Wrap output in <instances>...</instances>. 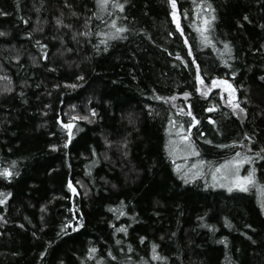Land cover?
<instances>
[{"label": "trees", "instance_id": "1", "mask_svg": "<svg viewBox=\"0 0 264 264\" xmlns=\"http://www.w3.org/2000/svg\"><path fill=\"white\" fill-rule=\"evenodd\" d=\"M118 2L0 0V264H264V0H177L175 18L168 0ZM112 19L123 39L98 35ZM213 78L246 113L202 94ZM181 124L199 153L184 162L206 168L188 183ZM237 151L259 172L247 192L211 181Z\"/></svg>", "mask_w": 264, "mask_h": 264}, {"label": "snow or ice", "instance_id": "2", "mask_svg": "<svg viewBox=\"0 0 264 264\" xmlns=\"http://www.w3.org/2000/svg\"><path fill=\"white\" fill-rule=\"evenodd\" d=\"M168 2L171 5L172 8V15L175 18L176 17V10H177V0H168ZM64 3L67 7L71 8V5L68 3V0H64ZM96 3L98 5V8L100 11H105L107 10L109 4H111V6L113 8H117L120 9L121 11L124 10V4L123 3H119L118 0H96ZM206 7L211 11L214 12L215 10L212 8V5L209 3L206 5ZM0 15H6V13L0 12ZM216 17L214 15H209L204 17L203 20V31L201 33L202 36V41L205 45L208 44H213V47H215L213 41L211 39H209V37L207 35H205L204 33L207 32L208 28L211 27V21L215 20ZM245 20L248 19L247 16L244 17ZM27 22V21H25ZM57 24H63V20L60 18H57L56 20ZM110 27H111V31L109 32H104V33H98V35H103L105 37H110V38H120L123 39L124 37L121 35L122 33H124L126 31V27L125 26H117V20L116 19H112L109 22ZM177 27L179 28V22L177 21ZM5 33L0 32V35H4ZM29 35H31L29 33ZM84 36H88L90 35V32L85 31L83 33ZM187 43V41H185ZM103 43H105V45L107 44V40L103 41ZM224 52H226L229 56L231 55L232 52V48L231 45L228 42H224ZM190 54V53H189ZM177 55H179L177 53ZM17 59H19V57H16ZM227 61H225L226 63ZM198 67V66H197ZM233 75H235V73H232ZM197 79L200 80L201 83H203L202 78L199 76V74L197 75ZM262 79H264V77H262ZM217 82H219L221 85H227L228 82L220 79L219 81H217L216 78L212 79V87H215ZM229 88V96H230V106L232 107V109L238 110L239 113H246V109L241 107L240 103L238 100H236V97L234 96V89L231 88V85H228ZM6 90H10V89H6ZM198 91H201V89H197ZM211 91V87L207 88V90H203L202 94L207 96L208 92ZM182 95H184L185 97H188L189 95H191V93L189 92H184L182 93ZM158 99H163L162 97H157ZM171 99H175V97H171ZM215 107V106H213ZM213 109H209V111H212ZM92 114L95 115V110L92 111ZM189 116H192V112L189 110L187 113ZM88 119L87 116L84 117H75V119ZM59 119V117H58ZM209 119L211 120V117H209ZM61 123L63 124V127L65 129L68 130V138L71 139V135H72V127H73V123L72 120H69L68 123H64L63 121H61ZM170 124H173V121H169ZM192 123H198V121L196 120V118L194 116H192ZM213 123H215L213 121ZM177 134H178V140L179 141H184L187 142L189 150L186 152V155H199V153L197 152L195 146L192 144V142L189 139V134L191 132V124L189 125L188 129L185 130L184 126L181 124L179 128L176 129ZM247 139H248V143H251L253 136H250L248 133L244 134ZM208 143H212L211 141H208ZM232 146H236V145H244L245 141L244 140H233L231 142ZM221 147H224V145H220ZM52 147H56L55 145H52ZM261 151H264V149H261ZM257 157H260V152H255L254 153ZM264 158V157H262ZM252 157L249 156L247 154V152H239L237 151L234 155V157L230 160H225L222 164H218L215 166L214 170L212 171V179L214 182V186H220V187H225L227 188V190L229 192H232L233 189H239L241 191L247 192L249 190V186L253 185L254 183H256V177H255V168L249 169L247 175L241 176L240 175V168L243 166V164L248 161L251 162ZM204 163V161H198V164L202 165ZM13 164H15V161H13ZM191 168L194 171H190V172H185V173H181L182 177L185 179V183H188L190 180H195L198 176H200L202 173L200 171V169L198 168L197 164H193L191 166ZM177 171L180 172V166L177 165ZM18 174V173H17ZM13 175L12 171L10 170V168H3L0 169V176H5L7 178H11V176ZM221 177L224 178L225 181H227L226 183H221L219 185H216L215 182L217 180H219ZM207 186V185H205ZM68 187L72 188L73 191H75V189L72 187V183L71 181H69L68 183ZM11 195V193H8L7 195L4 194H0V204H4L5 201L7 200V196ZM262 209H264V203L261 204ZM119 212V215H126V213L122 210V206L121 209L117 210ZM251 227V226H249ZM118 232H127V228L124 225H121L119 228H117ZM141 240L143 241V238H141ZM119 242V241H118ZM157 249V245L153 244L152 245V258L153 259H165L164 257H161L159 255V253L156 251ZM96 249L93 248L91 249V252H95ZM41 255H43V253H41ZM109 255H111V253H109ZM115 258V257H113Z\"/></svg>", "mask_w": 264, "mask_h": 264}, {"label": "rangeland", "instance_id": "3", "mask_svg": "<svg viewBox=\"0 0 264 264\" xmlns=\"http://www.w3.org/2000/svg\"><path fill=\"white\" fill-rule=\"evenodd\" d=\"M228 85H230V84L228 83L227 85H221L219 82H217L216 86L214 88H212L211 91L208 92V94L211 93L213 90H217V91L219 90L221 96L224 98L225 103L228 104V105H230V103H229L230 96H229V88H228ZM172 135H173V137L174 136H178L176 129H174L172 131ZM175 138L176 137H174L172 139L173 142H172V145H171V150H173L174 153L177 152V150H178V152H177V154H178L177 159L180 160V162H179L180 170H182L183 173L190 172V171H194L191 168V165H189V161L184 162L185 160H190V158H183V157L190 156L193 159L194 158L197 159L198 155H186V152L189 150L188 144L186 142H184V141H182V142L179 141L178 138L175 140ZM179 156H181V157H179ZM198 161H200V160H198ZM198 161L196 163L195 162L194 163L197 164L198 168L200 169L201 173L203 174L205 172V170H206L205 165H204V163L202 165L198 164ZM246 166H247V164L245 166L243 164V166L240 168V175L241 176L247 175L248 171H247ZM188 167H190V168H188ZM249 167L251 169L253 168L250 165H249ZM258 175H259V172L258 171L255 172L256 183H259L258 180H260V177ZM190 181H192V180H190ZM211 181H213L212 176H211ZM226 182L227 181H225L224 178L221 177L219 180H217L215 182V184L216 185H219L221 183H226ZM216 187L222 188L223 190H227V188H225V187H220V186H216ZM234 190H239V189H233V191ZM72 193H77V191L76 190L75 191L72 190ZM259 196H260V199L262 200V202L264 203V190H259Z\"/></svg>", "mask_w": 264, "mask_h": 264}]
</instances>
